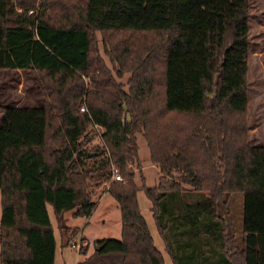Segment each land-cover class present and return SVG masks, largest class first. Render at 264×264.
Segmentation results:
<instances>
[{"label": "trees", "instance_id": "obj_1", "mask_svg": "<svg viewBox=\"0 0 264 264\" xmlns=\"http://www.w3.org/2000/svg\"><path fill=\"white\" fill-rule=\"evenodd\" d=\"M37 1L0 0V69L34 73L42 92L38 106L0 101V264H54L48 205L66 245L78 228L65 212L90 215L103 182L120 238L93 241L88 255L80 246L76 264H164L138 190L172 264H264V144L247 122L251 0H40L28 14ZM137 132L158 167L152 186ZM237 192L240 243L227 233Z\"/></svg>", "mask_w": 264, "mask_h": 264}, {"label": "rangeland", "instance_id": "obj_2", "mask_svg": "<svg viewBox=\"0 0 264 264\" xmlns=\"http://www.w3.org/2000/svg\"><path fill=\"white\" fill-rule=\"evenodd\" d=\"M19 5H15L17 10ZM30 5L28 8H34ZM23 10V7H21ZM20 10V11H21ZM18 11V10H17ZM249 40H250V52L248 56V105H247V122L249 125L248 136L249 138L257 140L260 144H264V0H251L250 7V21H249ZM101 45V43H99ZM116 50L111 52L112 55L119 53L122 45L116 47ZM104 58L107 64L113 65L109 62L108 55L104 53ZM125 59V55L123 56ZM151 75L153 72L151 69L148 71ZM114 73V72H113ZM132 75L131 71H125L122 74L121 80L124 83V89L128 91L130 83H126L128 78ZM117 78V77H116ZM34 73L29 71H0V101L8 105L17 106H38L41 104L42 92L38 90L34 85ZM125 81V82H124ZM33 86V87H32ZM38 92V93H37ZM38 96V97H37ZM136 143L138 146L139 159L142 165V174L145 178V183L148 186H152L156 183L159 172L158 167L154 165L149 158V151L146 141L141 132H137ZM98 138L95 136L93 142H98ZM135 181L138 185L141 183L140 174L136 172ZM104 184L97 186H91L92 199L97 200L99 193L102 191ZM109 199L114 204L118 203L113 197L104 196L99 202L93 212L91 221L89 220V226L87 227L85 235L89 241L90 250L93 248V241L101 238H120L119 226L116 224L119 216V211L115 207L109 205ZM243 194L237 192L232 194L230 198V214L232 215V227L230 226L227 233H233L237 240H241L242 234V216H243ZM119 208V207H118ZM51 221L54 223V216L52 208L48 205ZM73 210L65 212L68 223L70 225H81L84 221L85 225L89 216H77L72 215ZM116 212V214H115ZM146 223L151 232L155 233L159 239L151 215L146 214ZM88 217V218H87ZM231 217V216H230ZM103 220V222H102ZM83 223V226H84ZM82 226V225H81ZM89 235L94 236L89 238ZM165 252V251H164ZM167 256V257H166ZM165 260L169 264H172L171 259L165 252ZM165 262V263H166Z\"/></svg>", "mask_w": 264, "mask_h": 264}, {"label": "crops", "instance_id": "obj_3", "mask_svg": "<svg viewBox=\"0 0 264 264\" xmlns=\"http://www.w3.org/2000/svg\"><path fill=\"white\" fill-rule=\"evenodd\" d=\"M100 50L102 52V47L100 45ZM102 56L104 58V55H103V52H102ZM105 60V58H104ZM106 62V60H105ZM107 64V62H106ZM108 65V64H107ZM109 66V65H108ZM0 71H19V70H7V69H0ZM118 81H121V78H117ZM125 82V81H124ZM34 85V84H33ZM35 86V85H34ZM33 87V86H32ZM36 87V86H35ZM37 88V87H36ZM38 89V88H37ZM39 90V89H38ZM38 93V92H37ZM38 97V96H37ZM41 100H42V96H41ZM6 104V103H5ZM17 106V105H15ZM31 106V105H29ZM159 172V171H158ZM159 176V175H158ZM108 195V197H112L109 192L106 190L104 191L102 189V191L99 193L98 195V199L95 200L96 203H95V207L93 208L92 212L90 213V216L88 218V221L86 222L87 224L85 225L84 221H82L81 225L79 224H74V225H70L68 223V219H67V216L65 215L66 219H67V224L70 226V228H73V227H77L78 228V232L77 234L71 239V240H78L80 239L83 243L87 244L88 247H87V255L89 253H91L92 249L90 250V247H89V239L87 238V235H85V232L86 230H88V226H89V220L91 221L92 219V216H93V212L94 210L96 209L97 207V202H99L104 196ZM94 200V199H93ZM137 200H138V204H139V207H140V211L144 217H147L146 214H149L151 215L152 219H153V216H152V211H151V201L145 196L143 190H138L137 191ZM109 205L111 207H115V209H117L119 211V206L117 207V204H114L112 202V200L109 199ZM48 209V207H47ZM74 211V210H73ZM73 211H72V215H73ZM48 214H49V210H48ZM116 214V212H115ZM74 216V215H73ZM74 217H77V216H74ZM144 217V219H145ZM49 218H50V214H49ZM146 221V219H145ZM50 222L52 224V227H53V234H54V238H55V251H54V264H76L78 261H80L81 259H83L85 257V255L81 254L79 252V250H75V249H72L68 246V243L66 245H63L62 242H61V239H60V235H59V232L56 228V223H55V219H54V223L51 221V218H50ZM103 222V220H102ZM83 223H84V226H83ZM147 223V222H146ZM153 223H154V220H153ZM116 224L119 226V230H121V218H120V211H119V216L117 218V222ZM148 224V223H147ZM148 227V225H147ZM154 228H155V231L159 237V239L156 237L155 233L151 232V230L149 229V232L153 238V242H154V245L157 247L158 250H160V252L162 253L163 255V258H164V264H169L168 262H166L165 260V247H164V242L162 240V238L160 237V235L158 234L157 230H156V227H155V223H154ZM89 238H93L94 240V236L92 235H89ZM165 251V252H164ZM167 257V256H166ZM170 258V257H169ZM166 262V263H165Z\"/></svg>", "mask_w": 264, "mask_h": 264}, {"label": "built area", "instance_id": "obj_4", "mask_svg": "<svg viewBox=\"0 0 264 264\" xmlns=\"http://www.w3.org/2000/svg\"><path fill=\"white\" fill-rule=\"evenodd\" d=\"M40 4H41V1L38 0L35 4V7L34 8H29L28 9V14H37L39 8H40ZM17 10L20 11L21 10V7H17ZM80 111H85V107L84 105H81L80 108H79ZM110 178L111 180H120L121 179V176L117 170V168L115 166H112V171H111V175H110ZM104 186L106 187L107 186V182H103ZM85 243H83L80 239L74 241V240H71L69 243H68V246L72 249H75V250H79L80 246L84 245Z\"/></svg>", "mask_w": 264, "mask_h": 264}]
</instances>
